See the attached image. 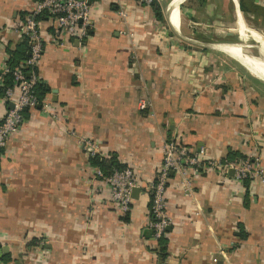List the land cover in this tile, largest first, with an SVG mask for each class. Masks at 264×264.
Wrapping results in <instances>:
<instances>
[{
    "label": "crops",
    "instance_id": "crops-1",
    "mask_svg": "<svg viewBox=\"0 0 264 264\" xmlns=\"http://www.w3.org/2000/svg\"><path fill=\"white\" fill-rule=\"evenodd\" d=\"M156 1L162 21L139 0L89 1L92 28L81 48L52 42L58 36L52 22L41 21L37 73L49 88L44 101L51 113L29 111L0 155L4 264H160L159 250L151 252L152 240L144 238L150 212L144 188L156 177L166 139L218 161L258 157L264 169L262 74L222 49L205 48L228 57L225 67L209 61L217 55L172 44L180 25L173 29L167 20L171 0L164 8ZM34 4L0 0V76L26 39L15 27ZM205 5L218 21L214 36L216 25L236 22L264 42V0ZM254 44L248 46L261 45ZM7 108L0 99V119ZM95 157L133 170L140 192L128 222L104 203L109 192L96 178ZM185 180L189 190L177 174L167 184L166 264H264V184L219 170L188 169Z\"/></svg>",
    "mask_w": 264,
    "mask_h": 264
},
{
    "label": "built area",
    "instance_id": "built-area-1",
    "mask_svg": "<svg viewBox=\"0 0 264 264\" xmlns=\"http://www.w3.org/2000/svg\"><path fill=\"white\" fill-rule=\"evenodd\" d=\"M115 5H120L121 0H111ZM156 0H139L145 6H150ZM119 16L125 18V13L120 10ZM46 16L52 22L57 38L52 42H59L61 46L65 41L75 42L81 48L89 37L92 28L91 4L88 0H41L25 14L22 21L15 27L23 35L28 43L27 56L17 67L10 69L4 65L2 75L11 74L13 86L5 92L4 103L11 104L0 119V155L6 147L9 138L17 133L23 122V112L38 106L39 101L35 94V86L39 81L37 68L44 50V39L41 34V17ZM26 72L28 74H26ZM0 76V83L1 78ZM41 110L51 113L50 104L42 101ZM141 109L146 105L141 104ZM162 162L158 168L155 181L145 187V191L151 197V221L149 227L155 236L165 234L169 217L166 214V189L170 174H177L183 178L185 189L189 190L190 183L185 180L186 171L193 169L197 172L219 170L224 175L233 172V179L238 182L244 180L259 181L264 184V169L260 165L258 157L250 158L242 163H228L220 160L206 158L202 151L193 152L184 147L175 138L165 140L162 146ZM96 178L102 180L108 188L111 200L116 209L123 215L131 211L133 202L132 190L139 188V183L131 168L114 169L109 176H104L99 170ZM0 249V264H4Z\"/></svg>",
    "mask_w": 264,
    "mask_h": 264
},
{
    "label": "rangeland",
    "instance_id": "rangeland-1",
    "mask_svg": "<svg viewBox=\"0 0 264 264\" xmlns=\"http://www.w3.org/2000/svg\"><path fill=\"white\" fill-rule=\"evenodd\" d=\"M168 2L169 0H162L160 1V4L164 8ZM175 9L177 10L176 6H175ZM230 10H231V7L229 6L227 7L226 12L230 13ZM179 12H180L181 21H182L181 25L179 26V29L176 30V33L179 35L175 34V36H171V43L184 50L186 48H190V50L193 49L198 53H202V55H204L205 52L211 53V55H217L216 57L209 59L210 62L213 61L218 65H221L222 63L223 66L225 67L226 66L225 63L227 61L229 62L230 60L228 58L229 56L228 57L225 56L226 54L224 55L220 52H216L215 50L213 51L212 49H209V48H208L209 50L205 49L207 48V45L209 46L210 44H217V43L254 44V41H255L256 44H261V46L264 48V42L261 41L256 35L254 39L253 34L251 32L249 31L243 32L241 30H238L236 22L231 23L228 27H222L220 25H216L214 27V30L217 36L219 37H216L213 34H211L213 26L217 24L216 22L218 21H216L217 18L215 16L211 17V16L206 15L205 0H183L182 5H181V11L179 10ZM221 22L223 24L228 23V22H223V21ZM229 34L239 35L240 37H234V36L224 37ZM250 70H253V69H250ZM162 157H163V154H162ZM108 197H109L108 200L104 203L106 205H109L112 209H114L113 211L117 213L119 215V219L123 221L122 219L124 218V215L121 214L116 209L114 202L111 200V196L108 195ZM131 209H132V206H131ZM150 221H151V216L149 215V218L147 221V230H146L147 232H145L144 238L152 240V243H153L152 246L155 247V249L154 250L151 249L150 251L155 252V251L160 250L159 242L161 241L166 242V248H167V242L169 239L167 230L165 234L159 237H156L154 231L149 227ZM168 227H170V222L168 224ZM156 254L158 256V262L160 264H163L165 262V258L167 257V254H164V256L158 253ZM164 264H166V262Z\"/></svg>",
    "mask_w": 264,
    "mask_h": 264
},
{
    "label": "trees",
    "instance_id": "trees-1",
    "mask_svg": "<svg viewBox=\"0 0 264 264\" xmlns=\"http://www.w3.org/2000/svg\"><path fill=\"white\" fill-rule=\"evenodd\" d=\"M35 3L36 2H39L41 0H34ZM89 1H92V0H89ZM151 9L153 10L154 14H155V18L159 21H162L163 20V16H162V12H161V9H160V5L157 1H154L151 5H150ZM27 12L24 13L27 14ZM46 16L44 15L43 17H41L39 20L42 21V20H45ZM53 27V26H52ZM54 28V27H53ZM51 28V30L53 29ZM27 51H28V48H27V40L25 39V41H23V43L20 45L19 48L16 49V51L12 54L11 58L9 59V61H7V65L10 69H13L15 67L18 66V64L24 60L27 56ZM26 74H28L26 72ZM38 74V73H37ZM2 80H1V83H0V99L4 100L5 98V92L8 88L12 87L13 86V78L11 76V74H4L1 76ZM49 93V88L48 86H46V84H44L40 79L38 81V83L36 84L35 86V94H36V97L39 101V104L38 106L32 108V109H27V110H24L23 112V118L26 119L27 117V114L29 111L31 110H35V109H38L40 110L41 108V103L42 101H44L45 99V95ZM5 105L8 106V103H4ZM239 156L240 159L243 158L242 161L246 160L245 157H243L242 155H237ZM230 159V158H229ZM232 159V158H231ZM228 160L227 158L222 159L221 162H228L226 161ZM229 162H232V161H229ZM90 163L93 167H95L96 169H99L101 170V172L103 173V175L106 177V176H109L112 171L114 169H124V168H128L126 167L125 165H121L119 164L114 158H111L110 160H100L98 157H95L93 159L90 160ZM130 168V167H129ZM157 173H158V170H157ZM156 173V175H157ZM156 178V177H155ZM155 178L153 181H155ZM248 182H250V180H244L243 183L245 184H248ZM150 199V207H151V197H149ZM149 215L151 216V210L149 212ZM123 221L125 222H128L129 220V213L124 215V218L122 219ZM159 254L163 255L164 256V252L166 250V242L164 241H161L159 242ZM8 256L6 254H2L1 256V259L4 263V260H7Z\"/></svg>",
    "mask_w": 264,
    "mask_h": 264
},
{
    "label": "bare ground",
    "instance_id": "bare-ground-1",
    "mask_svg": "<svg viewBox=\"0 0 264 264\" xmlns=\"http://www.w3.org/2000/svg\"><path fill=\"white\" fill-rule=\"evenodd\" d=\"M179 1L182 2V0ZM165 11L167 17L172 21V24H175L176 27H178V24L181 25V15L179 11L175 9V4L169 2L166 5ZM173 29H175L174 26ZM254 45L249 47L248 44L245 43H231L229 46L228 44L217 43L210 44L209 47L212 49H222L226 55L235 59L246 71L250 68H257V71H259L264 78V49L261 45Z\"/></svg>",
    "mask_w": 264,
    "mask_h": 264
},
{
    "label": "water",
    "instance_id": "water-1",
    "mask_svg": "<svg viewBox=\"0 0 264 264\" xmlns=\"http://www.w3.org/2000/svg\"><path fill=\"white\" fill-rule=\"evenodd\" d=\"M171 3L172 4H176L177 5V8H179V6H180V4H181V1H177L176 2V0H171ZM167 20H168V22L172 25V23H171V21H170V19L167 17ZM173 26V25H172ZM12 106H11V104H9L8 105V108H11ZM171 175V174H170ZM139 192H140V189L139 188H134L133 190H132V198L133 199H136L137 198V196H138V194H139ZM170 228L168 227L167 228V230H169Z\"/></svg>",
    "mask_w": 264,
    "mask_h": 264
}]
</instances>
